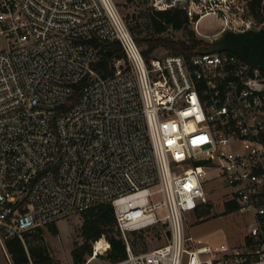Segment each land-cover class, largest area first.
Instances as JSON below:
<instances>
[{
    "label": "built area",
    "instance_id": "2783aa9c",
    "mask_svg": "<svg viewBox=\"0 0 264 264\" xmlns=\"http://www.w3.org/2000/svg\"><path fill=\"white\" fill-rule=\"evenodd\" d=\"M150 7L184 10L209 41L264 29V0ZM207 18L219 28L201 31ZM97 42L124 53L105 77ZM221 180L225 205L251 222L215 256L185 222ZM107 203L127 250L110 264H264V72L227 51L148 61L114 0H0V246ZM160 222L167 243L135 251L130 233ZM109 249L100 238L84 264Z\"/></svg>",
    "mask_w": 264,
    "mask_h": 264
},
{
    "label": "rangeland",
    "instance_id": "374dc122",
    "mask_svg": "<svg viewBox=\"0 0 264 264\" xmlns=\"http://www.w3.org/2000/svg\"><path fill=\"white\" fill-rule=\"evenodd\" d=\"M114 1L130 28L136 26L139 22L143 25L141 36H145L147 30L150 31L146 19V12L150 8V0ZM219 26L220 23L217 19L207 18L203 20L200 28L201 31L209 33L217 30ZM176 36L181 37V33H177ZM197 36L201 39L205 38L198 34ZM205 40L209 41L208 38ZM162 55H165V53H162ZM216 184V191L213 194H208V198L211 200L210 206L212 207L210 214L199 219L196 211L191 212L187 214L185 225L187 232L193 236L196 246H210L214 251V255L220 256L224 253H230L235 247L242 244L251 218L237 210L227 212L223 197L227 189L225 188V182L221 180ZM158 212L161 213L160 210ZM84 222L83 214H75L56 223L58 227L57 235L52 234L47 227L42 228L41 231H33L26 236L24 235L23 241L30 257L29 264H33L31 249L45 257H50L54 264H74L72 251L86 244L83 236ZM166 231V225L160 222L154 227L141 231L142 237L135 238L133 232L130 233L129 241L137 252L151 250L167 243ZM89 244L94 247L95 242L90 241ZM6 251L11 257L8 249L5 250L0 246V264L8 263ZM100 256L91 264H110L108 260L104 259L106 255H103L104 258ZM88 257L89 255L86 256L87 259Z\"/></svg>",
    "mask_w": 264,
    "mask_h": 264
},
{
    "label": "trees",
    "instance_id": "16d2710c",
    "mask_svg": "<svg viewBox=\"0 0 264 264\" xmlns=\"http://www.w3.org/2000/svg\"><path fill=\"white\" fill-rule=\"evenodd\" d=\"M146 19L149 24V30L145 36L142 35V24L139 22L136 26L130 28L138 44L142 48L144 56L149 61L155 52L159 51L167 54H180L190 59L193 55L207 50L208 43L205 39L197 36L196 32L191 29L187 13L181 9L171 10H155L151 7L146 12ZM147 26V25H146ZM148 27V26H147ZM181 33V37L176 34ZM101 46V57L94 64V67L105 77L113 72V58H124L123 50L118 42L111 44L96 43ZM81 93V86L76 88L75 94L68 101L66 106L75 103ZM210 205H204L197 209L196 214L199 219L208 216L211 212ZM237 208L232 204L226 205L227 212H233ZM85 222L83 225V236L86 244L72 251L74 264H84L87 260L86 256H92L93 245L89 242H96L100 238L105 237L110 243V249L105 258L109 263H116L127 258L126 242L118 227V221L112 204H101L91 208L83 213ZM48 230L54 234H58L56 224L47 226ZM42 228L34 231H41ZM33 232V231H31ZM30 233V232H28ZM26 233L25 236L28 234ZM135 238L142 237L141 232H133ZM8 249L14 264H29L30 257L27 252L24 241L15 236L6 241ZM31 257L33 264H54L50 257L35 252L31 249ZM88 257V258H89Z\"/></svg>",
    "mask_w": 264,
    "mask_h": 264
},
{
    "label": "water",
    "instance_id": "95a60500",
    "mask_svg": "<svg viewBox=\"0 0 264 264\" xmlns=\"http://www.w3.org/2000/svg\"><path fill=\"white\" fill-rule=\"evenodd\" d=\"M208 53L231 52L264 72V29L246 32L228 31L207 42Z\"/></svg>",
    "mask_w": 264,
    "mask_h": 264
},
{
    "label": "bare ground",
    "instance_id": "6f19581e",
    "mask_svg": "<svg viewBox=\"0 0 264 264\" xmlns=\"http://www.w3.org/2000/svg\"><path fill=\"white\" fill-rule=\"evenodd\" d=\"M103 247H104V244H103V242H100L99 244H98V250H102L103 249Z\"/></svg>",
    "mask_w": 264,
    "mask_h": 264
},
{
    "label": "crops",
    "instance_id": "0c3cea01",
    "mask_svg": "<svg viewBox=\"0 0 264 264\" xmlns=\"http://www.w3.org/2000/svg\"><path fill=\"white\" fill-rule=\"evenodd\" d=\"M162 53H163V52H160V53H159V51L155 52V54H162Z\"/></svg>",
    "mask_w": 264,
    "mask_h": 264
}]
</instances>
